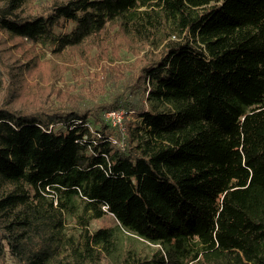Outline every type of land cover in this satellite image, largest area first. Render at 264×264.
Listing matches in <instances>:
<instances>
[{"label":"trees","instance_id":"trees-1","mask_svg":"<svg viewBox=\"0 0 264 264\" xmlns=\"http://www.w3.org/2000/svg\"><path fill=\"white\" fill-rule=\"evenodd\" d=\"M1 91L0 264H264V0H0Z\"/></svg>","mask_w":264,"mask_h":264},{"label":"rangeland","instance_id":"rangeland-1","mask_svg":"<svg viewBox=\"0 0 264 264\" xmlns=\"http://www.w3.org/2000/svg\"><path fill=\"white\" fill-rule=\"evenodd\" d=\"M37 47V53L39 54V61L41 62L40 65L43 62H49L52 67H50L49 71H54L60 75L58 78H54V84L53 89L56 90V88H61L62 90H69V89H76V92L80 91H87V88H90L91 90H95V82L99 78L97 73H100V69L102 67V64L104 61L107 60L103 57V59H100L96 56L98 48L92 47L90 50L86 49V54L81 56L82 52L81 50H66L65 53L62 56H55L50 51L49 48L43 47L40 43L36 44ZM106 48V47H105ZM84 51L85 48L83 47ZM106 53L112 57L115 55L116 61L120 62H128L131 61L134 56L129 51H121L119 52L117 49L113 50L111 47L106 49ZM20 54V53H19ZM119 54V56H118ZM86 56V58H84ZM120 58V59H119ZM100 59V60H99ZM119 59V60H118ZM108 62V61H107ZM58 65H62L61 68L56 67ZM4 65L11 66L14 65V61H7ZM7 71V70H5ZM8 75L11 72H7ZM14 73V72H13ZM8 80L9 76H8ZM34 80L40 81L38 77L30 79L29 86H32V83ZM4 91L0 92V100L3 99L5 96ZM51 97H53V93L50 92L49 94ZM124 115V109H110L107 110L105 113V116L110 121V116L113 117V119H117L118 117L122 121ZM111 122V121H110ZM121 123V122H120ZM112 124V123H111ZM119 123L113 124L118 125ZM119 126V125H118ZM121 127V126H119ZM102 221L106 224H110L114 227V233L116 235L117 239V245L120 249H127L129 247H134L141 253L151 252L156 244H152L147 240H144L142 238H139L135 236L134 234L128 232L126 229L121 227L119 223L111 216H105L99 221L93 222V227H97L99 225V222Z\"/></svg>","mask_w":264,"mask_h":264},{"label":"built area","instance_id":"built-area-1","mask_svg":"<svg viewBox=\"0 0 264 264\" xmlns=\"http://www.w3.org/2000/svg\"><path fill=\"white\" fill-rule=\"evenodd\" d=\"M110 121H111V123L112 124H116V123H119L118 125L119 126H121V120H120V118L118 117L117 119H113V117L112 116H110Z\"/></svg>","mask_w":264,"mask_h":264}]
</instances>
